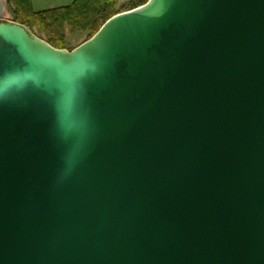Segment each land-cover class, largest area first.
Segmentation results:
<instances>
[{"label": "water", "instance_id": "obj_1", "mask_svg": "<svg viewBox=\"0 0 264 264\" xmlns=\"http://www.w3.org/2000/svg\"><path fill=\"white\" fill-rule=\"evenodd\" d=\"M0 264H264V0L0 19Z\"/></svg>", "mask_w": 264, "mask_h": 264}, {"label": "trees", "instance_id": "obj_2", "mask_svg": "<svg viewBox=\"0 0 264 264\" xmlns=\"http://www.w3.org/2000/svg\"><path fill=\"white\" fill-rule=\"evenodd\" d=\"M147 2L148 0L117 8L116 0H74L66 7L36 12L32 9L30 0H9L13 6L14 22L26 25V28L31 23L46 37L47 43L58 50L66 49V31L71 34H86V42L112 17Z\"/></svg>", "mask_w": 264, "mask_h": 264}, {"label": "rangeland", "instance_id": "obj_3", "mask_svg": "<svg viewBox=\"0 0 264 264\" xmlns=\"http://www.w3.org/2000/svg\"><path fill=\"white\" fill-rule=\"evenodd\" d=\"M2 1V9H3V15L0 17L2 20L6 21H12L14 22V15H13V6L9 3V0H1ZM74 0H30L31 7L34 11H45L50 10L54 8H60V7H66L70 5ZM146 0H116V6L117 8H120L122 6L128 5V4H140L143 3ZM20 24V23H19ZM28 25V22L26 23ZM26 27V25H24ZM29 31H31L36 37L44 40L47 42L46 37L40 33L38 28H36L34 25L29 23V27H27ZM66 33L65 38V46L67 51H71L75 48H77L79 45H81L84 40L86 39V34H71L68 31Z\"/></svg>", "mask_w": 264, "mask_h": 264}, {"label": "clouds", "instance_id": "obj_4", "mask_svg": "<svg viewBox=\"0 0 264 264\" xmlns=\"http://www.w3.org/2000/svg\"><path fill=\"white\" fill-rule=\"evenodd\" d=\"M29 78H31V77H29V76H27V75H20V74H17V75H15V76H12V77L10 78V80H11L12 82L19 83V82H22V81H24L25 79H29Z\"/></svg>", "mask_w": 264, "mask_h": 264}]
</instances>
